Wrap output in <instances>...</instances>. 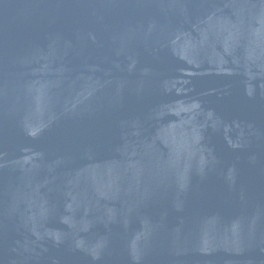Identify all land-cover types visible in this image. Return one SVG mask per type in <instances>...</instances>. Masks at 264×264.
Segmentation results:
<instances>
[{"label":"water","instance_id":"1","mask_svg":"<svg viewBox=\"0 0 264 264\" xmlns=\"http://www.w3.org/2000/svg\"><path fill=\"white\" fill-rule=\"evenodd\" d=\"M0 264H264V0H0Z\"/></svg>","mask_w":264,"mask_h":264}]
</instances>
